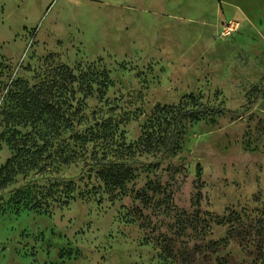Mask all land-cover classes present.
Segmentation results:
<instances>
[{
    "label": "rangeland",
    "instance_id": "374dc122",
    "mask_svg": "<svg viewBox=\"0 0 264 264\" xmlns=\"http://www.w3.org/2000/svg\"><path fill=\"white\" fill-rule=\"evenodd\" d=\"M190 95L175 151L128 148ZM19 148L47 206L0 190V264H264V0H0V166Z\"/></svg>",
    "mask_w": 264,
    "mask_h": 264
},
{
    "label": "trees",
    "instance_id": "16d2710c",
    "mask_svg": "<svg viewBox=\"0 0 264 264\" xmlns=\"http://www.w3.org/2000/svg\"><path fill=\"white\" fill-rule=\"evenodd\" d=\"M187 100L186 103L180 102L178 105L173 106H156L154 118L144 125L137 143L129 145L128 148L134 150V147H139L144 153L160 156L175 151L180 144L182 123L187 119L197 120L206 112V108L198 102L196 97L190 95ZM42 109H46V106H43ZM60 157L62 159L63 156ZM62 161L63 163L69 162L66 158ZM30 162L20 148L8 158L0 166V190L12 187L15 184L16 176L27 167H30ZM98 176L110 189L123 185L133 177L131 168L124 163L116 162L100 169ZM40 190L39 187L34 189V186L30 185L12 187L10 192L14 193L13 203L16 207L14 209L16 211L22 209L44 211L47 206L44 200L47 197H44Z\"/></svg>",
    "mask_w": 264,
    "mask_h": 264
},
{
    "label": "built area",
    "instance_id": "2783aa9c",
    "mask_svg": "<svg viewBox=\"0 0 264 264\" xmlns=\"http://www.w3.org/2000/svg\"><path fill=\"white\" fill-rule=\"evenodd\" d=\"M237 27V23L233 21H227L222 23L217 29V37L220 39L228 38L236 32Z\"/></svg>",
    "mask_w": 264,
    "mask_h": 264
},
{
    "label": "crops",
    "instance_id": "0c3cea01",
    "mask_svg": "<svg viewBox=\"0 0 264 264\" xmlns=\"http://www.w3.org/2000/svg\"><path fill=\"white\" fill-rule=\"evenodd\" d=\"M138 0H125V2H136ZM116 4H120V3H116Z\"/></svg>",
    "mask_w": 264,
    "mask_h": 264
}]
</instances>
